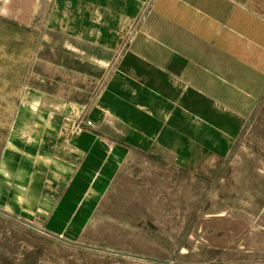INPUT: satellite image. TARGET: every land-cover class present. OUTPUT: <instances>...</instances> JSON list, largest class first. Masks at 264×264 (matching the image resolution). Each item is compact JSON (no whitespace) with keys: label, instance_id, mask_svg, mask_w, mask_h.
Returning a JSON list of instances; mask_svg holds the SVG:
<instances>
[{"label":"crops","instance_id":"crops-1","mask_svg":"<svg viewBox=\"0 0 264 264\" xmlns=\"http://www.w3.org/2000/svg\"><path fill=\"white\" fill-rule=\"evenodd\" d=\"M0 16L41 35L21 116L33 134L18 129L12 149L41 161L3 178L62 183L56 229H80L137 149L184 166L256 131L264 0H0Z\"/></svg>","mask_w":264,"mask_h":264},{"label":"rangeland","instance_id":"rangeland-1","mask_svg":"<svg viewBox=\"0 0 264 264\" xmlns=\"http://www.w3.org/2000/svg\"><path fill=\"white\" fill-rule=\"evenodd\" d=\"M40 36L0 16V179L9 165L41 161L36 147L21 160L12 150L18 129L31 133L21 116ZM256 117V131L246 124L225 159L200 155L178 166L152 148L133 151L80 229L47 222L62 183L1 179L0 264H264V97ZM51 145L41 146L44 159L56 153Z\"/></svg>","mask_w":264,"mask_h":264},{"label":"water","instance_id":"water-1","mask_svg":"<svg viewBox=\"0 0 264 264\" xmlns=\"http://www.w3.org/2000/svg\"><path fill=\"white\" fill-rule=\"evenodd\" d=\"M0 212H1V211H0ZM6 215H7V214H6ZM8 216H9V215H8ZM10 217H12V218H14V219H16V220H18V221L24 223V224H27V225H29V226H31V227H34V228L40 230V228H38V227H36V226H34V225H32V224L26 222V221L21 220V219L18 218V217H14V216H10ZM49 235H51V236H53V237H55V238L61 239V240L65 241V242H67V243H72V242H70V241H67V240L62 239L59 235H56V234H53V233H49ZM86 247H88V246H86ZM92 248H94V247H92ZM94 249H95V248H94ZM96 249H97V248H96ZM98 250H103V249H98ZM103 251H109V250H103ZM110 252H114V251H110ZM114 253H118V252H114ZM118 254H122V253H118ZM123 255H128V254H123ZM128 256H132V255H128ZM143 259H147V258H143ZM147 260H152V259H147Z\"/></svg>","mask_w":264,"mask_h":264},{"label":"bare ground","instance_id":"bare-ground-1","mask_svg":"<svg viewBox=\"0 0 264 264\" xmlns=\"http://www.w3.org/2000/svg\"><path fill=\"white\" fill-rule=\"evenodd\" d=\"M1 76L9 77V76H12V73L10 71H4ZM234 192H235V190H234Z\"/></svg>","mask_w":264,"mask_h":264},{"label":"built area","instance_id":"built-area-1","mask_svg":"<svg viewBox=\"0 0 264 264\" xmlns=\"http://www.w3.org/2000/svg\"><path fill=\"white\" fill-rule=\"evenodd\" d=\"M86 123H87V125L91 124V122H90V121H87Z\"/></svg>","mask_w":264,"mask_h":264}]
</instances>
